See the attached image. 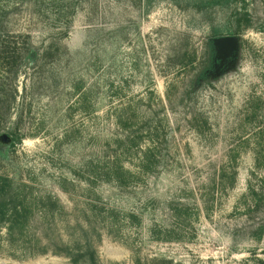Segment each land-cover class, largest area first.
<instances>
[{
    "label": "rangeland",
    "instance_id": "1",
    "mask_svg": "<svg viewBox=\"0 0 264 264\" xmlns=\"http://www.w3.org/2000/svg\"><path fill=\"white\" fill-rule=\"evenodd\" d=\"M71 2L78 10L68 21H56L50 11L38 15L28 2H0L3 37L15 40L16 34L24 33L40 46L56 36L55 30L69 25L64 45L71 51L101 50L97 56L104 60L96 73L97 117L68 110L75 100L67 91L38 97L20 123L32 135L0 154V174L14 179L15 195L11 205L0 195V264H72L67 255L53 250L56 231L47 206L51 195L66 210L57 215V222L71 223L69 228L67 222H58L65 238L75 232L74 227L79 229L76 222L84 220L89 198L119 211L112 225H96L100 236L91 231L99 264H264V235L250 237L264 221V212L246 214L243 198L254 174H264V163L256 167L253 151L258 141L264 154V0L237 4L252 14L253 27L236 34L227 31L236 28L232 9L214 8L202 14L195 0L180 4L153 0L141 6L138 0ZM95 27L103 29L99 40L93 37ZM214 31L239 36L236 60L221 75L206 73L193 99H183L182 92L192 87L204 66ZM185 50L188 57L195 52L197 57L192 64L179 66L176 55ZM211 60L207 69L212 68ZM76 70L81 72L80 66ZM23 79L18 81L20 92ZM116 92L120 98L109 97ZM128 101L142 111L167 106L169 151L163 153L166 161L160 171L125 186L114 182L88 186L77 180L76 167L87 170L89 161L115 148L121 130L108 110ZM16 114L17 109L7 127L16 121ZM244 140L251 145H242ZM0 141L7 143L1 137ZM64 175L73 183L63 182ZM20 181L31 186L39 205L27 215L25 227L20 222L12 226V220L10 230ZM130 213L135 216L123 221L122 216Z\"/></svg>",
    "mask_w": 264,
    "mask_h": 264
},
{
    "label": "trees",
    "instance_id": "2",
    "mask_svg": "<svg viewBox=\"0 0 264 264\" xmlns=\"http://www.w3.org/2000/svg\"><path fill=\"white\" fill-rule=\"evenodd\" d=\"M6 1V0H0ZM28 2L35 7L38 15L50 13L54 15L55 20H64L75 15L78 10L77 4L72 0H20ZM153 0H138L140 6L149 5ZM176 4H180L181 0H173ZM241 0H195V7L198 12L207 14L214 8L232 9L231 19L236 20V28L234 31L229 28L230 33H238L241 29L253 27L252 14L246 7L242 6L240 10L237 5ZM246 0H242L244 3ZM94 38L98 40L103 31L102 28L95 27ZM69 25L55 30L49 42L40 46L35 45L30 35L19 33L16 34L15 40L10 37H3L0 29V137L7 135L10 138L9 143L0 141V154L4 151L12 150L17 144L28 137L29 134L24 132L20 127L23 121L24 113L27 107H31L34 100L38 97H55L62 96L67 91V95L74 97L68 110L80 112L86 117H97L98 95L100 90V80L96 73L103 65V61L99 56L101 50L81 49L71 51L63 43L65 37L68 36ZM224 33L214 31L212 39L223 36ZM211 39V40H212ZM87 45V44H86ZM208 49L203 56V68L192 80V87L186 88L181 94L183 99H193L196 87L204 79V75L214 70L215 50L212 41L207 43ZM212 53L214 65L207 69L206 65L211 60L208 56ZM195 52V51H194ZM209 53V55H208ZM89 54V57H87ZM96 55V58H93ZM208 55V56H207ZM188 51L179 52L176 55V64L179 66H187L193 63L197 57L195 52L193 56L188 57ZM212 61V60H211ZM80 66L81 72H77ZM93 73V74H92ZM85 75H88L92 82H88ZM23 79L21 92L18 81ZM170 92V88L168 89ZM152 92L151 95H153ZM112 96L120 98V92H116ZM71 97V98H72ZM167 98L170 99L169 93ZM17 109L15 122L12 126L5 125L11 117L12 111ZM167 106L162 103L159 111L139 110L136 109L130 101L120 106L108 110L109 117L114 124L121 130L116 136L115 148L112 152H106L104 155L89 161L88 169L76 167L73 175L79 181H85L88 186L100 182H114L119 186L130 185L133 181L139 180L142 175L155 174L160 171L162 163H164V151H169L170 131L167 130L168 118L165 113ZM164 113L163 116H160ZM20 114V115H19ZM257 116L254 112L253 118ZM64 136L68 139V133ZM115 137V135H114ZM242 145H251L250 140H244ZM253 148L256 167L259 168L264 163V154L261 149L260 142H255ZM109 148L111 147L108 144ZM0 155V163L3 162ZM134 167V168H131ZM134 169V170H132ZM78 177V178H77ZM65 183H73L67 176L61 178ZM256 179V180H255ZM10 176L0 174V195L2 193L4 199L10 201L13 198V181ZM17 201L12 210L16 213L13 218H9V228L13 229L14 224L19 222L25 227L28 221V214L31 209L39 205L38 196H35L29 184L20 181L18 187ZM244 208L246 214L256 211L264 212V174L256 176L254 180L248 182L247 192L243 195ZM99 199V198H98ZM86 202L84 211V220H77L79 229L74 227L75 232L64 237L61 234L63 228L60 229L58 222L65 224L63 219L58 220L57 215L61 216L66 210L56 196L48 198V210L52 212L53 228L56 231L55 237L51 238L54 245V253H64L67 255L72 264H79L80 261H87L89 264H99L97 252L91 238V231H95L100 236V230L97 224L102 223L101 227H105L109 223L112 225L113 219H119L120 213L113 207L89 198ZM11 205V201H10ZM2 213V212H1ZM16 218L14 219V217ZM134 213L123 215V221H129ZM15 222H13V221ZM13 223H12V222ZM12 223V226H11ZM71 228V223L65 224ZM24 229V228H23ZM65 229V228H64ZM99 233V234H98ZM264 235V221L259 223L251 234V238L260 239Z\"/></svg>",
    "mask_w": 264,
    "mask_h": 264
},
{
    "label": "water",
    "instance_id": "3",
    "mask_svg": "<svg viewBox=\"0 0 264 264\" xmlns=\"http://www.w3.org/2000/svg\"><path fill=\"white\" fill-rule=\"evenodd\" d=\"M212 43L215 50V65L214 70L209 71L210 74L221 75L224 71L234 63L239 52V36L227 35L219 36L212 39ZM2 140L10 142V138L7 135H3Z\"/></svg>",
    "mask_w": 264,
    "mask_h": 264
},
{
    "label": "flooded vegetation",
    "instance_id": "4",
    "mask_svg": "<svg viewBox=\"0 0 264 264\" xmlns=\"http://www.w3.org/2000/svg\"><path fill=\"white\" fill-rule=\"evenodd\" d=\"M214 65L213 59H212V66ZM214 68V67H213Z\"/></svg>",
    "mask_w": 264,
    "mask_h": 264
}]
</instances>
